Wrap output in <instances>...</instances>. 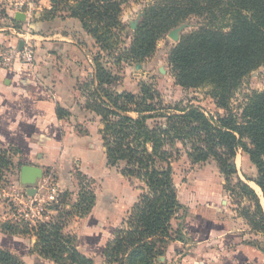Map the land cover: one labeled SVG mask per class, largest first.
Listing matches in <instances>:
<instances>
[{
	"label": "trees",
	"instance_id": "16d2710c",
	"mask_svg": "<svg viewBox=\"0 0 264 264\" xmlns=\"http://www.w3.org/2000/svg\"><path fill=\"white\" fill-rule=\"evenodd\" d=\"M71 1L51 0L52 8L43 12L42 20L58 18L57 11L63 5L62 10L68 9L67 17L78 20L99 50L111 54L118 65L144 62L167 33L192 17L198 18L200 27L181 37L168 63L178 86L210 87L217 107L226 112L218 118L207 117L195 107L173 112L163 106L160 93L147 83L138 95L113 90L119 77L95 59L94 77L79 85L85 98L82 108L100 118L106 164L121 168L123 176L138 182L140 191L126 223L105 242V264H156L167 255L163 247L167 241H185L182 228L174 230L172 226L183 209L173 171L183 152L193 164L210 159L217 163L225 189L252 202L240 216L252 230L264 234V202L238 177L235 161L238 151L249 157L258 174L252 183L264 201V91L253 92L239 115L231 110L244 80L264 67V0H162L146 9L130 48L119 54L126 29L123 7L131 0H75V5H69ZM56 114L60 120L70 116L59 107ZM16 152L0 146V183L15 167ZM67 196L54 207L57 215L50 222L36 227L9 223L3 226L2 234L11 246L17 238L35 237L39 255L55 264H94L77 251L76 237L66 234L65 228L75 217L92 211L95 193L82 188L71 210L64 208ZM0 264L25 262L2 245Z\"/></svg>",
	"mask_w": 264,
	"mask_h": 264
},
{
	"label": "crops",
	"instance_id": "0c3cea01",
	"mask_svg": "<svg viewBox=\"0 0 264 264\" xmlns=\"http://www.w3.org/2000/svg\"><path fill=\"white\" fill-rule=\"evenodd\" d=\"M2 1L0 54H7L18 49L21 40L15 32L27 25V21H17V14L9 12ZM42 17L43 11L30 25L32 44L36 49L35 64L25 67L17 60L7 67L0 65V146L16 150L18 161L25 165L40 167L43 171L45 168H54V185L61 189L60 203L66 186L71 187V183L75 182L74 179L69 180V183L64 180L60 172L62 163L66 172V168L71 165L70 156L78 157L85 169L94 165L89 154L92 133L87 129L86 134L81 133L76 130V124L67 127L65 122L74 120L80 123L88 116H94L83 110L85 98L78 86L87 78L94 77V58L86 43L95 45V42L76 19L66 17L64 20L56 18L43 21ZM58 107L68 111L70 116L60 120L56 114ZM96 118L100 125L98 136L101 138L102 126L100 118ZM203 200L202 197L199 201L206 202ZM108 203L111 204V201ZM70 207L68 204L65 209ZM108 208L100 211L96 199L95 206L87 216L76 217L65 228L66 234L76 237L77 251L90 258L94 264H105V242L117 228V225L112 224L116 206L110 208L109 205ZM217 214L222 215L219 212ZM176 219L172 221L173 227L175 222H182ZM181 228L185 241L170 245L163 264H224L216 250L221 247V238L231 232V224L220 221L216 213L207 207L204 211L191 210ZM16 240L11 246L8 237L0 234V246L5 245L25 264H55L39 255L35 237Z\"/></svg>",
	"mask_w": 264,
	"mask_h": 264
},
{
	"label": "rangeland",
	"instance_id": "374dc122",
	"mask_svg": "<svg viewBox=\"0 0 264 264\" xmlns=\"http://www.w3.org/2000/svg\"><path fill=\"white\" fill-rule=\"evenodd\" d=\"M160 1L162 0H131L124 5L122 22L126 29L124 34L121 35L123 42L121 46H119V49H117V54L120 53V50L130 48L134 37L133 34L136 31V29L133 30L131 26L137 24L136 27H138L146 9L154 6V4ZM44 4L50 6L44 9L43 12L45 10H51V0L44 1ZM69 5H75V0H72ZM62 7L63 5L57 11V15L58 18L64 20L68 15V9L62 10ZM182 25H186L187 27L179 33L180 39L186 33L197 30L200 27V21L198 18L192 17L171 31ZM170 32L157 42L156 51L153 56L140 64L122 63L118 65L115 63V58L111 56V54L99 50L96 44L89 45L86 43V46L91 57L94 58V66L96 64V59L97 63L102 64L106 69L112 71L119 77V83L112 86L113 90H127L138 95L142 84L147 83L154 86L160 93L164 102L163 106L173 112L195 107L210 118L225 116L226 112L218 108L214 99L210 96V87L185 89L176 84L171 73L168 58L172 49L180 40L176 42L170 38ZM80 41L81 40H79V42ZM89 79L90 78H87L85 81L88 82ZM262 91H264V67L254 71L244 80L231 102V110L239 115L240 109L246 103L248 97L253 92ZM78 123L79 121L76 122L74 120L73 122H65L67 127L76 124V130L81 131V133L86 134L85 129L92 133L89 138V145L91 148L89 154L94 161V165L90 162L93 167L91 166L85 169V167H82V162L78 157L70 156L69 160L71 165L66 168L68 169L66 172L64 163H62L63 168L60 169V172L64 180H66L67 183L72 179L75 181L71 183V187L67 185L66 189L64 188V193H62V197L63 195H68L67 199L63 200L71 206L70 209L66 208V210L73 209L77 204L82 188L93 191L96 199H98V209L100 211L108 210L109 205L110 208L113 205L116 206V211L113 212L115 219H113L112 224L117 225L115 229L117 230L126 223L133 206L138 201L140 195V191L138 190L139 184L134 179L123 176L121 174V168H111L106 164L102 147L103 142L98 136L100 125L96 115L88 116L86 120L80 122L81 124ZM16 157H13L15 167L5 173V178L0 183V234H2L4 225L9 223L16 225L22 224L11 218L13 214H17V205L19 202L17 200L24 194V190L26 189L20 184V170L25 163L19 162V158ZM14 159L16 160L14 161ZM235 161L238 177L255 189L263 203L262 192L252 183V180H255L258 176L257 169L250 162L249 157L241 151H238ZM173 171L179 202L183 206V209L177 214L176 219L182 222H175V227H173V229L176 230L181 227L185 217L190 215L191 210L192 212H195L196 209L198 211H204L209 207L210 210L216 213L220 221L231 224V232L221 238V247L219 246V249L216 250L222 262L224 264H264V255L262 253L264 252V234L252 230L247 221L240 216L243 208L252 207V202L246 198L242 199L241 196L236 195V193L231 190L225 189V178L220 173L217 163L213 159H210L205 163L193 164L187 154L183 152L181 157L174 162ZM55 173L54 168H45L43 179L50 178L53 184H55ZM41 181H39L38 184L41 183ZM55 186L59 191L61 190L57 185ZM202 197L205 199L203 201L206 202L199 201ZM196 199L199 200L196 201ZM108 201H111V204H109ZM56 205H53L50 209V214H48L50 218L49 222L53 216L55 217V215H57V212L54 210ZM218 212L222 213V215H218ZM177 224L179 225L178 227L176 226ZM213 241L217 240L214 239ZM174 242L173 240H169L163 247L168 251V248ZM211 246L213 247L212 244ZM222 247L223 249L220 250ZM164 258H166V256L158 259L156 264H163ZM212 258L214 259L215 256Z\"/></svg>",
	"mask_w": 264,
	"mask_h": 264
},
{
	"label": "built area",
	"instance_id": "2783aa9c",
	"mask_svg": "<svg viewBox=\"0 0 264 264\" xmlns=\"http://www.w3.org/2000/svg\"><path fill=\"white\" fill-rule=\"evenodd\" d=\"M47 0H3V4L13 15L24 14L27 25L21 27L15 32V35L24 43L23 49H15L11 53L0 54V65L10 66L15 61H19L22 66L32 67L34 65V56L36 49L32 44L33 38L30 32V25L35 20L38 13L47 9L44 4ZM36 195L30 197L24 190L17 201V214L12 215V219L19 223H27L32 227L38 224L48 223L50 209L58 204L61 193L53 184L50 178L43 179L36 187Z\"/></svg>",
	"mask_w": 264,
	"mask_h": 264
},
{
	"label": "water",
	"instance_id": "95a60500",
	"mask_svg": "<svg viewBox=\"0 0 264 264\" xmlns=\"http://www.w3.org/2000/svg\"><path fill=\"white\" fill-rule=\"evenodd\" d=\"M15 19L20 22L25 21L24 14H17ZM137 24L132 25V29H137ZM187 26L182 25L181 27L170 32L169 37L174 41L178 42L180 40L179 33L183 31ZM24 46L23 41H20L18 48L22 50ZM44 178V171L40 167L32 166V165H23L20 170V184L26 188V193L30 197H34L36 195V186L39 181ZM164 260V259H162Z\"/></svg>",
	"mask_w": 264,
	"mask_h": 264
}]
</instances>
